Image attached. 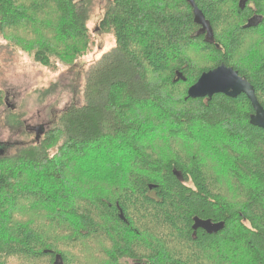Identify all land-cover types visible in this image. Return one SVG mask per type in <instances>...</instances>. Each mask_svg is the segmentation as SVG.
<instances>
[{
	"label": "trees",
	"instance_id": "1",
	"mask_svg": "<svg viewBox=\"0 0 264 264\" xmlns=\"http://www.w3.org/2000/svg\"><path fill=\"white\" fill-rule=\"evenodd\" d=\"M92 1L0 0V34L42 66L53 57L68 64L89 42ZM193 2L211 40L185 0H109L99 30L114 47L89 71L83 103L29 146L0 157V264H54L56 256L62 264H244L245 255L264 264V130L249 124L244 95L187 98L203 73L225 65L249 82L264 111V50L251 63L236 60L253 35L264 44V0H244L243 8L239 0ZM253 15L260 23L246 27ZM195 127L219 143L241 197L237 208L215 192L219 181L201 154L170 147L166 157L152 146L161 131L169 142L194 143ZM218 132L221 142L212 140ZM114 148L132 156L126 183L76 172ZM193 218L224 228L193 231ZM229 245L243 253L224 255Z\"/></svg>",
	"mask_w": 264,
	"mask_h": 264
},
{
	"label": "rangeland",
	"instance_id": "2",
	"mask_svg": "<svg viewBox=\"0 0 264 264\" xmlns=\"http://www.w3.org/2000/svg\"><path fill=\"white\" fill-rule=\"evenodd\" d=\"M108 2L109 0L92 1L87 22L89 42L84 47H79L76 53L71 54L69 59L71 61L68 64L53 57L50 66H42L34 61L29 48L19 47L11 37L9 41L0 34V93H2L0 156H13L18 150L29 146L36 137L41 136L38 132L53 128L57 117L64 110L83 103V89L89 71L114 47L112 35L101 33L99 30V23ZM220 38L224 42L226 35H221ZM21 44L32 49L33 44L30 42L22 40ZM75 47L78 48V45L70 46L71 52ZM258 48L264 50L261 39L257 35L248 38L243 47L244 52L236 58L239 65L244 64L243 60L246 64L251 63L250 61L254 60L258 53ZM252 51L255 52L251 53ZM177 91L182 92V89ZM178 96L180 97L181 94L178 93ZM190 135H193L194 143L182 144L181 141L169 142L165 133L161 131L152 146L155 150L166 152V157L170 156L166 151L170 147L175 149L174 152L181 151L185 154L189 150L191 153L201 154L206 163L207 173L219 181L215 185V192L237 208L241 197L226 174L224 166L228 162L220 154L219 143L209 140L211 135L203 127H195ZM225 138L218 132L217 137H213L212 140L221 142ZM128 151L119 148L101 151L98 153L97 161L90 162V157L76 172L83 177L97 178L102 183L115 179L121 186L125 182L126 172L131 169L132 156ZM131 237L134 238L133 235ZM237 248L243 253L240 246H224V255H239ZM140 253L144 254L142 251ZM69 255L71 257V253ZM244 258V264L250 262L246 255ZM127 263L133 264L130 261Z\"/></svg>",
	"mask_w": 264,
	"mask_h": 264
},
{
	"label": "water",
	"instance_id": "3",
	"mask_svg": "<svg viewBox=\"0 0 264 264\" xmlns=\"http://www.w3.org/2000/svg\"><path fill=\"white\" fill-rule=\"evenodd\" d=\"M192 8L194 21L202 26L200 32H206V39H212V31L209 22L205 20L204 16L198 10L193 0H185ZM250 24L247 25L249 27ZM223 95L234 99L240 95H244L250 102L253 114L249 118V124L253 127L264 130V111L257 101L253 87L246 79L239 76L238 72L233 68L221 65L213 70L203 73L195 84L187 90L188 99H211L213 96ZM43 130V129H42ZM43 131L38 132L41 134ZM1 157V156H0ZM174 175L180 179L178 172H173ZM119 218L124 221L123 214L119 213ZM224 228V223H213L210 220H201L193 218L192 230L200 229L205 233L211 235L216 234ZM54 264H62L60 256L55 257Z\"/></svg>",
	"mask_w": 264,
	"mask_h": 264
},
{
	"label": "flooded vegetation",
	"instance_id": "4",
	"mask_svg": "<svg viewBox=\"0 0 264 264\" xmlns=\"http://www.w3.org/2000/svg\"><path fill=\"white\" fill-rule=\"evenodd\" d=\"M244 0H239V2H238V6L240 7V8H243V6H244ZM260 21H261V18L259 17V16H257V15H253V16H251L250 18H249V20H248V22H247V24H246V27H247V25L248 24H250V26L249 27H256L259 23H260ZM199 25V24H198ZM200 26V29H202V26L201 25H199ZM202 33V32H201ZM133 264H140V263H133Z\"/></svg>",
	"mask_w": 264,
	"mask_h": 264
}]
</instances>
